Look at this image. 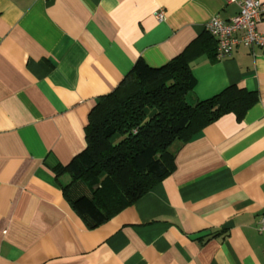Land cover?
<instances>
[{"label": "crops", "instance_id": "obj_1", "mask_svg": "<svg viewBox=\"0 0 264 264\" xmlns=\"http://www.w3.org/2000/svg\"><path fill=\"white\" fill-rule=\"evenodd\" d=\"M238 12L231 0H0V264H264V48L218 60L204 30ZM188 47L190 103L229 87L257 103L205 128L171 176L88 230L53 170L85 150L89 113L139 59L160 68Z\"/></svg>", "mask_w": 264, "mask_h": 264}, {"label": "trees", "instance_id": "obj_2", "mask_svg": "<svg viewBox=\"0 0 264 264\" xmlns=\"http://www.w3.org/2000/svg\"><path fill=\"white\" fill-rule=\"evenodd\" d=\"M189 56L188 47L160 68L139 59L89 113L85 150L53 170L64 200L88 230L171 176L177 153L205 128L229 114L239 122L257 103L255 93L237 87L190 103L195 80Z\"/></svg>", "mask_w": 264, "mask_h": 264}, {"label": "built area", "instance_id": "obj_3", "mask_svg": "<svg viewBox=\"0 0 264 264\" xmlns=\"http://www.w3.org/2000/svg\"><path fill=\"white\" fill-rule=\"evenodd\" d=\"M237 5L238 14L229 21L213 18L206 23L204 30L216 40V58L223 60L232 56L236 46L248 49L264 48V36L258 34L257 27L264 21V3L257 0H231ZM158 20L162 14L156 15ZM257 231L264 235V215L257 223Z\"/></svg>", "mask_w": 264, "mask_h": 264}]
</instances>
